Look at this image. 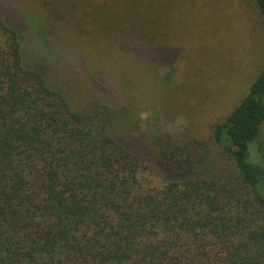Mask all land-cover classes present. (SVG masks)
<instances>
[{"label": "trees", "instance_id": "1", "mask_svg": "<svg viewBox=\"0 0 264 264\" xmlns=\"http://www.w3.org/2000/svg\"><path fill=\"white\" fill-rule=\"evenodd\" d=\"M3 1L0 264H264V63L210 139L157 133L147 170L114 134L124 100L98 94L56 32L171 56L185 0H24L46 24L32 42Z\"/></svg>", "mask_w": 264, "mask_h": 264}, {"label": "rangeland", "instance_id": "2", "mask_svg": "<svg viewBox=\"0 0 264 264\" xmlns=\"http://www.w3.org/2000/svg\"><path fill=\"white\" fill-rule=\"evenodd\" d=\"M23 1L11 3L15 15L5 13L24 42H32L46 24L36 19V7ZM181 6L188 11L177 20L171 56L120 50L108 33L89 41L77 28L56 32L67 52L84 58L80 67L100 81L97 93L113 106L124 100L130 125L114 134L147 170L157 133L210 139L214 125L239 103L264 63V19L254 0H185Z\"/></svg>", "mask_w": 264, "mask_h": 264}]
</instances>
